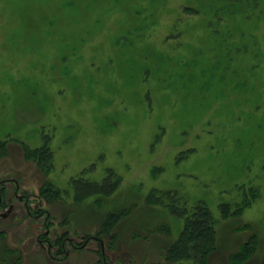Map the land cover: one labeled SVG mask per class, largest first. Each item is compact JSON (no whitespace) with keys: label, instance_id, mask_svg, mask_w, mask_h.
Masks as SVG:
<instances>
[{"label":"rangeland","instance_id":"obj_1","mask_svg":"<svg viewBox=\"0 0 264 264\" xmlns=\"http://www.w3.org/2000/svg\"><path fill=\"white\" fill-rule=\"evenodd\" d=\"M102 260L264 264V0H0V264Z\"/></svg>","mask_w":264,"mask_h":264},{"label":"trees","instance_id":"obj_2","mask_svg":"<svg viewBox=\"0 0 264 264\" xmlns=\"http://www.w3.org/2000/svg\"><path fill=\"white\" fill-rule=\"evenodd\" d=\"M199 228L200 229L198 230V233L204 234V236H201V244L199 245V250L201 251L200 255L201 257H204L209 252V249H207V247L210 248V246H212V238L209 235V226L205 227V225H203ZM102 262L103 264H105L104 260H102Z\"/></svg>","mask_w":264,"mask_h":264},{"label":"flooded vegetation","instance_id":"obj_3","mask_svg":"<svg viewBox=\"0 0 264 264\" xmlns=\"http://www.w3.org/2000/svg\"><path fill=\"white\" fill-rule=\"evenodd\" d=\"M38 242L40 243V244H44L45 242L48 244V249L50 250V249H52L51 247H52V243H51V241H48V239H47V233L46 232H44L43 234H42V236H40L39 238H38ZM70 243V244H72V240L70 239V238H67V237H64V239H63V243H64V246H65V244L66 243Z\"/></svg>","mask_w":264,"mask_h":264},{"label":"water","instance_id":"obj_4","mask_svg":"<svg viewBox=\"0 0 264 264\" xmlns=\"http://www.w3.org/2000/svg\"><path fill=\"white\" fill-rule=\"evenodd\" d=\"M10 209H11V207H10L6 212L2 213L1 215H2V216H5V215L7 214V212H9ZM87 241H88V240H86L81 246H84V245L86 244Z\"/></svg>","mask_w":264,"mask_h":264}]
</instances>
